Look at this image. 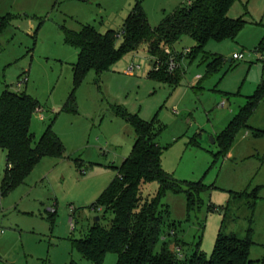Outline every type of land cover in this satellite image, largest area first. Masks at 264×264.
Segmentation results:
<instances>
[{
	"label": "rangeland",
	"instance_id": "1",
	"mask_svg": "<svg viewBox=\"0 0 264 264\" xmlns=\"http://www.w3.org/2000/svg\"><path fill=\"white\" fill-rule=\"evenodd\" d=\"M188 1L0 0V95L7 88L33 98L39 110L30 133L37 141L50 126L64 148L63 158L41 160L6 194L1 191L6 155L0 150V264H92L71 241L84 239L94 225L110 224V212L92 206L136 138L116 111L146 122L155 119L162 170L177 182L203 186L192 208L183 194L162 197L161 240L169 249L182 258L196 248L210 257L220 231L240 239L250 231L249 259L264 264V135L252 136L264 132V100L229 146L218 138L264 83V0H232L227 17L243 21L244 27L233 40L205 46L207 55L223 60L213 74L206 73L199 55L178 60L174 83L151 80L154 60L142 45L109 72L90 71L73 92L78 51L64 44L65 31L78 33L88 26L99 34H118L136 4L155 28ZM121 43L117 39L116 47ZM193 47L183 38L174 49L184 54ZM233 54L244 59L234 61ZM25 74L28 82L18 89ZM71 93L75 113L63 111ZM159 191L158 183H148L141 196L153 198ZM116 262V255L107 254L102 264Z\"/></svg>",
	"mask_w": 264,
	"mask_h": 264
},
{
	"label": "trees",
	"instance_id": "2",
	"mask_svg": "<svg viewBox=\"0 0 264 264\" xmlns=\"http://www.w3.org/2000/svg\"><path fill=\"white\" fill-rule=\"evenodd\" d=\"M231 3L232 0H192L155 28L149 26L140 5L136 4L118 34L114 31L99 34L88 26L78 33L65 31L64 44L78 51L72 67L73 92L90 71L109 72L123 55L136 52L142 45L154 60V69L148 73L151 80L170 84L177 80L178 67L172 72L167 70L173 52L176 64L183 58L193 60L201 55L206 73L217 72L223 60L217 55H207L205 46L210 42L233 40L244 27L243 21L227 17ZM183 38L192 40L194 47L187 53H176L174 46ZM117 39L122 42L118 48ZM157 65L160 69H156ZM263 100L264 83L247 98L246 105L218 137L224 147L231 144L239 130L248 128L249 118ZM73 105L71 93L63 111L75 113ZM37 110V102L28 95L13 93L7 88L0 95V150L6 155V170L1 181L3 194L23 183L41 160L64 156V148L50 126L37 141L30 133L31 118ZM116 116L131 125L136 138L131 154L92 206L110 212L112 218L107 228L94 225L84 239L72 240L73 250L92 264H102L107 254L116 255V264H254L249 259L253 245L250 231L243 239L220 231L210 257L197 248L189 258H182L177 251L169 249L165 239L161 240L162 197L167 192L183 194L188 207L192 208L203 186L177 182L162 170V149L156 141L159 128L155 119L146 122L123 111H116ZM262 135L261 131L252 133L255 138ZM152 182L159 184V193L143 199L141 187ZM168 235H174L171 229ZM160 241V251L155 252Z\"/></svg>",
	"mask_w": 264,
	"mask_h": 264
},
{
	"label": "built area",
	"instance_id": "3",
	"mask_svg": "<svg viewBox=\"0 0 264 264\" xmlns=\"http://www.w3.org/2000/svg\"><path fill=\"white\" fill-rule=\"evenodd\" d=\"M189 3H190V1H188V4H189ZM188 51H189V50H185L184 52L187 53ZM167 53H168V52H167ZM243 59H244V57H243L242 54H233V55H232V60H234V61H242ZM175 68H176V63H175L174 60L171 58V59L168 61V64H167V70H168L169 72H172ZM156 69H160V65H157ZM132 71H133L132 68L128 69V73H131ZM27 82H28V76H27V74H25V75H23V76L19 79V81H18L16 87H17L18 89H21V88H23V87L27 84ZM2 234H3V231L0 230V235H2Z\"/></svg>",
	"mask_w": 264,
	"mask_h": 264
},
{
	"label": "water",
	"instance_id": "4",
	"mask_svg": "<svg viewBox=\"0 0 264 264\" xmlns=\"http://www.w3.org/2000/svg\"><path fill=\"white\" fill-rule=\"evenodd\" d=\"M212 143H214V140H212ZM96 223L99 222V218H95L94 220Z\"/></svg>",
	"mask_w": 264,
	"mask_h": 264
},
{
	"label": "crops",
	"instance_id": "5",
	"mask_svg": "<svg viewBox=\"0 0 264 264\" xmlns=\"http://www.w3.org/2000/svg\"><path fill=\"white\" fill-rule=\"evenodd\" d=\"M146 47V46H145ZM191 49V48H190ZM186 50V49H185ZM187 50H189V48L187 49ZM174 51H175V49H174ZM167 52V51H166ZM176 52V51H175ZM178 53H180V52H178Z\"/></svg>",
	"mask_w": 264,
	"mask_h": 264
}]
</instances>
